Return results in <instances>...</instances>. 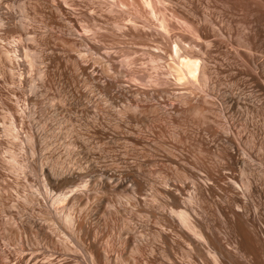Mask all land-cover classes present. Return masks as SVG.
I'll return each mask as SVG.
<instances>
[{
    "label": "bare ground",
    "instance_id": "6f19581e",
    "mask_svg": "<svg viewBox=\"0 0 264 264\" xmlns=\"http://www.w3.org/2000/svg\"><path fill=\"white\" fill-rule=\"evenodd\" d=\"M25 1H20L23 13L17 22L15 15L8 9L3 10L0 3V28L8 34L20 32L25 39L34 41L37 36L32 35L31 38L28 35L29 19L40 7L36 6L37 3L31 5ZM134 1L95 0L101 8L106 4L107 12L115 15L117 19L112 24L116 26L123 19L120 12H125L122 8L126 6L125 9H130L128 4L134 7ZM164 1L167 4L164 5L172 11L171 16H167L170 14L167 12L166 15L157 13L152 0H140L145 9L141 24L153 22L150 17L155 19L160 33L168 39H165L168 41L166 50L162 53L158 50L159 57L156 53L157 57H154H165L175 79L184 83V86L173 89H148L133 82L126 83V73L117 66L118 58L114 51L105 53L104 44L95 42L90 37L92 33L87 34L88 29L86 32L85 25L79 23L67 0H55V7L47 11L50 25L64 29L75 38L71 39L96 55L92 57L93 61H83L84 55L80 51L70 52L75 41L71 44V39L60 37L62 44L67 46L65 57L72 61L74 72L79 70L80 75L90 80V85L93 82L100 92L107 93L106 97L115 88V98L119 97L127 103L124 106L121 105L125 102L119 104L121 107L116 110L110 105L105 108L99 104L106 103L104 95L96 96L98 101L104 99L97 102L88 91L73 97L70 102L66 100L68 97L61 95L60 103L59 99H54L58 102L54 104L53 99L46 98L52 103L49 105H54V111L61 115L60 131L56 134L63 143H41L50 136L48 127L40 126L33 108L42 99V91L24 95L23 106L11 104V110L17 112L19 118L23 114L28 117L31 130L20 135L21 141L17 131L12 133L18 139V143H14L18 150L11 149L8 159H4L12 171L26 181L31 178L29 172L35 171L42 185L37 191L24 189L21 200L12 198L14 200L10 203L3 201L6 193L0 188V212L6 215V218L0 216L1 233L11 244L18 242L17 253L0 242V264H264V137L259 135L261 124L254 120L255 116H259L264 126V0H258L263 10L254 17L256 46L252 44V36L248 37L246 25H240L233 31L231 23L219 15L216 5L220 0ZM126 11L125 20L134 26L138 17L130 10ZM169 17L173 21L174 17L177 18L183 33L176 32L177 28L172 27L174 25ZM223 41L225 44L227 41V45H222ZM8 45V48L0 45V73L8 72L6 77L15 84L11 93L20 96L23 79L18 78V69L22 65L18 51L22 46L16 43ZM214 48L224 50V57L215 58L212 55ZM53 51L42 53L35 48L29 53L26 67L34 63L39 65L43 56L48 63H44L45 67L40 66L44 68L39 69L38 75L47 82L54 80L56 75L67 81L77 79V75L71 73L72 69L68 71L70 67L64 64V56L59 55L64 53ZM244 64L255 73H247ZM223 65L232 70L233 75H246L245 78L260 97L259 102L252 98L253 93L248 94L232 86L227 88L214 79V76L226 71ZM55 66L60 69H54ZM53 84L56 87V83ZM241 84L237 86L240 88ZM193 91L196 93L192 94ZM209 96L215 101L210 103ZM111 97L114 99V96ZM160 98L169 99L168 106L164 107L165 101L160 102ZM72 108L77 109V113L78 109L86 112L84 114L91 113V118L87 116L91 120L83 126L78 123L80 127L72 124ZM220 112L234 120L244 119L246 135L245 138L242 136L243 143H239V137L229 126L222 121L220 123ZM191 114H197L207 122L211 132L205 130L206 125H203L204 130L223 139L224 143H210L213 139L209 141L205 136H198L200 142L190 148L170 141L151 143L148 138L145 140L144 135L135 132L137 130L132 131L128 124V120H145L149 116L152 126L166 135L168 123L179 127L185 116ZM122 138L125 143H120ZM24 183L21 186L28 187ZM48 189L52 194H48Z\"/></svg>",
    "mask_w": 264,
    "mask_h": 264
},
{
    "label": "rangeland",
    "instance_id": "374dc122",
    "mask_svg": "<svg viewBox=\"0 0 264 264\" xmlns=\"http://www.w3.org/2000/svg\"><path fill=\"white\" fill-rule=\"evenodd\" d=\"M20 1H22V0H0V3H1V6L3 7V10H7V9L10 10V12L15 15L16 18L14 17V20L16 22L18 21V19L20 18V16L23 13V10L20 8ZM26 1L25 2L27 4L30 3L31 5H34V3L35 4L37 3L36 6L38 5L40 7V10H37V12L35 14L36 15V18L34 17L35 16L34 15V16L30 17V19H29V23H31V24H29V28H30L29 29V32L30 33H28V35L31 38H32V35H36L38 40L37 39H34V41H30V39H25V37L22 36L20 32H18V33L17 32H13V33H9L8 34L4 30H2V28H0V36H1L0 37V45L1 46H4L5 45L4 47H7V46H10V45H8L10 43H16V44L19 45V47L22 46V47L19 48V51H18L21 55L19 53L18 54L20 55V57H22V59H20L22 65L24 64L23 66L20 65L19 66V69H18V78L22 77V79H23V83H22V86H23L22 89L23 90H22V93L19 94L20 96H18V95L16 96V94H14L13 92H12L13 94L11 93V91L13 90L15 84L13 82H11V80L9 79V77L8 78L6 77L7 74H8V72L6 74V71H5V73H4L5 75L3 74V72H2V74L0 73V188H1L2 191H5V193H6V196L4 197L3 201L8 202V203H10L15 198H16L15 200H21V194L23 193L24 189H27L28 188L27 190L37 191L41 187V185H42L41 178L39 177L38 174L36 175V172L35 171L34 172L33 171L32 172L31 171L29 172V175L28 176H29V178L30 177L31 178H30L29 181L28 180L26 181L25 179H21V176L18 175L16 173V171H12V169L10 168V165H8V162L5 161V159H4V158H7L8 159V156L10 154L11 149L12 150L17 149V146L14 143H18V139H20V141H21V137L23 136V134H25L26 132H29L31 130L30 129L31 128V125H30V123L28 121V117L23 114V116L21 118H19V115L16 114L17 112H15L14 110H11L12 109L11 108V104H22L24 102L23 101L24 100V98H23L24 95H26V94H33L36 90L42 91V92H40V94H41L40 95V98H42V99H40V102H38L37 104H35L36 106L34 105L36 108L34 106H33V108H34V111L36 112L35 115L37 114V116H36L37 119L40 120L39 121L40 126H42L44 128L45 127H48L47 128V130H48L47 133H49L50 136L48 137V139H45V141H43L44 140L43 139L41 143H43V142L44 143H63L64 141L61 138H59V136L56 134V133H59V131H60L59 130L60 129L59 127H61V124H60V121L59 120L61 118V115L58 114V113H56L54 111V109H55L54 108V105H49V104H52V103H54V104L55 103H58L57 101L55 102L54 99H59L58 101L60 103V98L61 97H64V98L68 97V98H66V100L67 101L69 100V102H70V100L71 101L74 100L73 97L75 98V96H77V95H79L81 93H86L88 91L87 93L90 96H92V98L94 97L95 99L94 98L93 99L95 101H97V102L104 101V99H106L107 100L106 103H99L100 105H102V107H105V108H108V106L110 105V107L115 108V110H116V109H119L121 106H124V104L127 103L126 101L122 100L119 97L115 98V93H117V91L115 90V88H113L108 93V96H107L108 98H107L106 97L107 93L102 92V91H101L102 92L101 93L100 90H98V88L96 86H94L93 82H92V85H90V80L86 79L84 77V75L83 76L80 75L79 70L75 69V72H74V70L72 69V67H73V64L71 63L72 61L69 60V59H67V57H65V52H66V55L68 53L67 46H65L64 43L62 44V42H63L62 39L63 38H65V39L66 38L67 39L69 38V40H70L71 37H73V36L70 35V34H68L64 29H60L59 27L57 28L56 26H53L54 24L50 25L49 23H51V22H49V20L47 21V19H48V16L47 15L49 14L47 11H51L55 7L54 6L55 0H47V1L46 0H30V1L26 0ZM91 1L92 0H67V3H68V6L73 10V12H75L74 14H75L76 18L78 17L77 19H78L79 23L82 26L85 25L84 26V28H86L85 31L88 29L87 30L88 32L86 31L87 34L89 35L90 33H92V34H90V37L92 39L94 38V41L95 42H97L100 45H103L104 44L103 46L105 48L102 46L103 51L105 53H107V52L109 53L110 51L112 53L114 51L113 54H116L115 56H116V58H118V60L116 59L117 66L120 67L119 69H121L122 71H124L126 73V76H127V78H126L127 79V82L126 83L133 82V83H135V85H139V86H141L143 88H148L149 87L148 89H150V88L153 89V88H156V87H158V88H163V87L164 88L165 87L167 88L168 87L169 89H171V88L173 89L175 86H177V87L184 86V83L182 81L180 82L179 80H176L175 77L173 76V73L170 70L171 68L169 67V62H168V60H165L164 59L165 57L162 58V59L155 58V57H157L159 55V51H161L160 53H162V51H165L166 50V48L168 46L166 44H168V41H165V39L166 40H168V39L165 38V36L162 33H160L161 31H160V29L157 28L158 27L157 26V23H155L157 21L155 19H154L155 20V22H154V20L150 17L149 19L151 21H153V22H150L149 23L148 22L149 19H148L147 22L149 24L148 23H145V22H143L144 25L141 24L142 23V19L145 17L144 16L145 9H143L142 5L140 4V2H139L140 0L139 1L135 0V1H137V3H135V1H134V4L133 5H134V7L136 6V9L131 4H128L129 7L127 6L130 9H125L124 7H126V6H124V7L122 6L123 7L122 9L124 10L123 12L127 13L126 10H130L129 11L130 13H133V14L135 13L136 17H138V18L141 19V21H140V19L137 18L135 20V22L136 21L137 22L139 21L140 23L139 22L138 23L136 22L134 24V26L133 25L131 26V24L128 22V20H125V18H124L125 15H127V14L120 12L121 15L123 14V16L121 17L123 19H120L119 20V23H120L119 26L120 27L119 26H116V24H112V23H114V21L117 18L114 17L115 15L109 14L107 12V7L105 8V6H106L105 3H102V5L105 4L104 8L106 10L104 8H101V4L99 6L97 5L98 3H96V2H99V1H102V0H99V1L96 0V2H95V0L92 1V2ZM152 1L154 3V7H155V4H156L155 9H156L157 13H162L163 12L162 14H165L166 15V12H167V14L170 13L167 16H171L172 15L171 9L168 8V6H165L167 4L165 3L164 0H152ZM178 1L179 0H175L174 2L177 3ZM259 2L260 1H258V0H220V2H218V5H216V9L219 11V15L221 17H223L224 19L228 20L231 23V26H232V30L233 31H235L236 28H239L240 25H243V26L246 25L245 29H246V31L248 33V37H251V36L253 37V38L251 37V40H253L252 41L253 42L252 43L253 46H256L257 45V42H256L257 40L253 36L254 27H255V21H254V19H256L254 17L255 16H258L260 14L259 12H261L264 9L262 7L263 5L261 6V3H259ZM71 3H72V7H71ZM164 3H165V5H164ZM138 5H140V6H138ZM97 6L99 7V9H98ZM261 8H263V9H261ZM133 9L136 10V12H131V10L133 11ZM168 10H170V12ZM40 12H42V13H40ZM142 13H144V14H142ZM139 15H140V17H139ZM141 16H142V18H141ZM169 18H170L172 24L174 25L172 27H175V29L177 28L176 29L177 30L176 32L183 33L184 31L181 28L182 26L180 24H177L179 22V21H177V18L174 17L175 20H176L175 23H173L175 20L173 21L172 20L173 19L172 17H169ZM179 26H181V27H179ZM175 29H174V31H175ZM178 30H180V31H178ZM173 32H172V34H173ZM65 33L68 34V35H66ZM174 34H178V33H174ZM38 35H42V37H38ZM46 35H48V36H46ZM69 35H70V37H69ZM73 38L71 39L72 40L71 44H73V40L75 39V38L74 39ZM48 39H50V40H48ZM59 40L61 42H59ZM249 40H250V38H249ZM74 41L75 42H74V44L72 46V50H70V52L76 53L77 51H80L84 55V58H82L83 61L84 60H87V59L90 60V61L91 60L93 61V58L92 57H95L96 55L94 53H92L91 51L89 52V50H86V48L83 47V45H79L80 43H78V41H76V40H74ZM225 42H226V44L223 41V44L222 45H227L228 42L227 41H225ZM56 43L59 44L60 47ZM76 43H78V44H76ZM75 44H76V46H75ZM133 45H135V46H133ZM146 45H147V47H146ZM164 45H165V47H164ZM63 46H64V48H63ZM107 46L109 47V49H108ZM142 46H143V48H142ZM35 48L40 49L42 51V53L43 52L44 53H51L52 50H54L53 52H57L59 54L60 52H58V51H62L61 53H64V54L63 55L59 54V55L62 56V57L64 56L63 58L61 57L63 59V62L65 61L64 64L67 67H70V68H68V71H70V69H72L71 70L72 72L71 71L70 72L74 76L77 75V79L74 78L72 81H70V80L67 81V80H63V78H61V76L56 75V78L54 80H52V81L48 80V82H47L44 77L38 75L39 69L45 67L44 63H46V64L48 63V60L45 59V57H43V56H42V63H40L39 65H36V63H34V64L26 67L27 60L29 58V53L32 52V51H34ZM55 48H56V50H55ZM121 48H122L123 51L121 50ZM133 48L135 50H133ZM61 49H63V50H61ZM83 49H85V51ZM125 49H127V50H125ZM64 50H67V51H64ZM73 50L74 51L76 50V51L74 52ZM221 50L222 49H215L214 48V50L212 51V55L215 58H218V57L219 58L220 57L223 58L225 51L224 50L221 51ZM147 52H148V54H147ZM155 53H156V55L157 54L158 55L156 56ZM118 54H120V55H118ZM149 54H151L150 55L151 57L149 56ZM163 54H161L160 57H162ZM154 55H155V57H154ZM64 58H65V60H64ZM42 65H44V67H40ZM223 66H225V65H223ZM246 66L247 65H245L243 67H244V69L246 70L247 73H250V72L253 73L254 72L253 70H252L253 72L251 70H249V68H250L249 66H247V67ZM225 67H224L223 70H226V71L221 72L222 74H218L219 76L218 75L214 76V79H216L219 83H221L223 86H226L227 88H230L232 86V88L236 87V88H238L237 90H240V91L242 89V91L245 92V93H247V92H248V94L249 93L250 94L253 93V94H251L252 95V98L254 100H256L257 102H259L258 98H260V97L257 94V92L253 89V87L251 86V82L248 80V78L247 79L245 78L246 75L245 74H240V73H234V75H233L232 70L230 71L229 68H227V67L225 68ZM53 68L54 69L56 68L57 70L60 69V67L58 68L57 66H55ZM111 70H109V72ZM227 70H229V71H227ZM98 73L100 74L101 72L99 71ZM110 73H112V71ZM224 73H226V75H224ZM101 75L103 76V74H101ZM78 76H80L81 78L78 77ZM240 76L241 77L243 76L242 77L243 79L242 78H239ZM227 79H229V80H227ZM231 79H232V81H231ZM233 79H235V80H233ZM240 79H242V81H240ZM34 80H36V81H34ZM76 80H77V84L78 85H76ZM80 80H81V82H80ZM244 80H246L245 83H243ZM39 82H42L43 84L42 83L40 84ZM68 82H69V84H68ZM239 82H240V84L242 83L241 84L242 87H240V88L238 87L240 85ZM53 83H56V87L58 88V91H56V87H54V84ZM63 83L65 85H63ZM224 83H226V85H224ZM24 84L26 86H24ZM66 84H67V86H66ZM70 84H72V85H70ZM244 85H245V87H244ZM68 86H69V88H68ZM185 86H186V84H185ZM236 88H235V90H236ZM72 90H75V92H73ZM79 90H82L84 92H82V91L80 92ZM68 91H69V93H68ZM113 91H115L114 94H113ZM23 92H25V93H23ZM48 93H50V95ZM53 93H55V94H53ZM194 93H196V92L193 91L192 94H194ZM102 94L104 95V99H100V101H98V99H96V96L99 97ZM59 95H61V97ZM111 96H114V99ZM49 97L51 99H53L52 100V103H50L46 99V98H49ZM111 99H113V101L115 100V103H113V101ZM116 99L117 100L119 99V100L116 101ZM41 100H43L44 102L46 100V102L44 103ZM161 100H164V99L160 98V102H161ZM209 100H210V103H212L211 101H215V99L212 96H209ZM164 101H165L164 104H166V105L164 106L163 103H162V105L164 107L168 106L169 99H166ZM172 101L173 100H170V102H172ZM116 102H117V105H116ZM123 102H125V103H123ZM67 104H68V102H67ZM103 104H104V106H103ZM119 104L120 105L122 104V105L120 106ZM22 106H23V104H22ZM49 106L51 108H49ZM71 110H70V115H71L70 120H71V123L72 124H74L76 126H79V125L80 126H83L84 123H86L87 121H90L91 120V119L88 118V117L91 118V116H92L91 113H87L88 114L87 115V114H84L86 112L82 111L81 109H78V113H77V109L75 111V108H72ZM53 112H54L55 115L53 114ZM43 113H45V114H43ZM46 113L49 115L48 116L49 119L47 118V114ZM49 113H51V115ZM72 115H73V118H72ZM75 115H76V117H75ZM220 115L221 116H218V119H219V117L221 119V120H219L220 123L223 122V124L229 126L234 131V134L236 135V137H239V139H238L239 143H243L244 138H245L244 136L246 135V132H245L246 131V128H245V124L243 123L244 122V119L243 118H240V120L239 119L234 120V119L230 118L228 115H226L224 113L221 114V112H220ZM85 116L86 117L88 116L87 117L88 119ZM149 116H151L150 113H149ZM149 116L147 117L148 119L146 118L145 120H138L139 122L141 121L140 122L141 124L138 121H132V120H128V122H129L128 124H129V127L131 126L130 127L131 130L133 129L132 131L137 130L135 132H138L139 134H141V136L144 135L143 137L146 138L145 140H147V138H148L147 141H149L151 143H155V142L156 143H160V142L161 143H164L166 141L167 142L170 141L169 143H171V142L172 143H183V145H185L186 148H190L192 146V144L199 143L200 142L198 136H200V138L205 136L204 138H206L209 141H210V139H213V141L211 140L210 143H224L223 139L218 138V137H216L213 134H208V132L210 131V127L208 129V125H206L207 122H205L202 119H200V116H198L197 114H194V115L191 114L190 116H188V115L185 116L186 118L184 119V122L179 127H176L173 124L170 125L171 123L170 124L168 123L167 130L169 132L166 131L165 132L166 135L164 134V132L163 133L158 132V129L155 128L154 125L152 126V123L149 122L150 121L149 120ZM44 117H45V120L46 121H44ZM50 117H51V119H50ZM226 118H227V120H226ZM228 119H229V121H228ZM230 119H232V120H230ZM41 120L43 121V123H42ZM254 120L258 124H261V128H260L259 135L260 136L262 135L261 137H264V132H263L264 131V126L262 125L261 118L259 116H255L254 117ZM200 121H202V122L200 123ZM236 121L238 122V124L236 123ZM131 122H134V123H131ZM136 122H138V123H136ZM229 122H230V124H229ZM28 123H29V127H28ZM78 123H79V125H78ZM197 123H199V124H197ZM231 123L232 124L234 123V125H232ZM51 124H53V125H51ZM131 124H133V125H131ZM48 125L50 126V128H49ZM135 125H136V127H132V126H135ZM203 125H204V127H205V125L207 126V128L205 127V130L207 129L208 132L204 130ZM235 125H237V127ZM138 127H139V129H138ZM201 127H202V129H201ZM153 128H154V130L157 131V133H156V131L153 130ZM126 130H127V128H126ZM237 130H238V132H237ZM15 131H17L18 139L14 138L12 136V133H15ZM180 131H181V134L182 135H180ZM235 131L238 134H236ZM240 132H242V133H240ZM51 134H53V135H51ZM20 135H22V136H20ZM183 135H184V137H183ZM153 136H154V138H153ZM181 136L184 138V140H183V138H181ZM155 138H157L159 140L156 141ZM180 138L182 140H180ZM150 139H152V140H150ZM123 140H124V138H122V140H120V143H125ZM184 143H186V144H184ZM190 143H191V145H190ZM17 150H15V151H17ZM210 160L213 161L214 159H210ZM18 177H20V179H18ZM38 178H39V180H38ZM21 180H22L23 183L25 181L24 184L25 185L28 184V187L27 186H24V187L21 186V185H23V183H21V184L18 183V181H21ZM48 192H49L48 194H52V192L49 189H48ZM12 198H14V199H12ZM0 216L3 217V218H6V215L2 211L0 212ZM1 232H3V231L2 230L0 231V235H1L0 242H1L2 246L8 247L10 250H12L15 253H17L18 251L15 248L17 247L18 242L16 241V243L14 242V243H12L13 244L12 245L11 242H8L7 239L2 236L3 233H1ZM5 244H7V246ZM48 255H50V253H48Z\"/></svg>",
    "mask_w": 264,
    "mask_h": 264
}]
</instances>
